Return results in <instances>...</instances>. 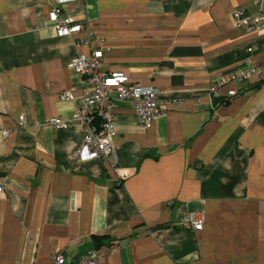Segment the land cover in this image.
<instances>
[{
  "label": "crops",
  "instance_id": "0c3cea01",
  "mask_svg": "<svg viewBox=\"0 0 264 264\" xmlns=\"http://www.w3.org/2000/svg\"><path fill=\"white\" fill-rule=\"evenodd\" d=\"M57 5L89 31L58 36ZM240 7L264 14V0H0V264L93 249L99 264H264V30L239 26ZM97 49L165 111L143 129L116 101L117 154L82 161L73 117L91 85L69 63ZM194 211L201 230L181 226Z\"/></svg>",
  "mask_w": 264,
  "mask_h": 264
},
{
  "label": "built area",
  "instance_id": "2783aa9c",
  "mask_svg": "<svg viewBox=\"0 0 264 264\" xmlns=\"http://www.w3.org/2000/svg\"><path fill=\"white\" fill-rule=\"evenodd\" d=\"M71 1V0H67ZM73 1V0H72ZM234 21L246 29L262 32L264 30V14L252 17L244 8H236L232 12ZM52 27L60 37L72 36L81 32H88L89 28L84 22H79L71 14H64L61 5H57L49 14ZM104 51L94 50L90 54L78 53L75 55L69 67L84 76L90 83L91 88L84 95V103L76 109L73 120L84 125L85 139L76 153V158L82 161L96 157L108 158L116 155L118 147L114 142L117 132L116 101H127L132 104L137 121L143 129L152 127L154 121L165 111V102L160 96V91L152 87H145L133 82L130 76L123 71L106 72L102 69ZM246 67L241 70V77L247 78L259 69L255 61L250 57L246 60ZM222 86L218 81L210 87L209 92L214 94ZM236 91H231L233 95ZM63 99H73L70 91L62 94ZM24 116L20 120L24 121ZM48 124L67 129L72 123L61 117L49 119ZM4 136L11 133L10 129H1ZM4 186L0 184V191ZM205 216L200 211L186 213L181 218V226L192 230H201L204 227ZM166 230L152 233L157 238H163ZM103 253L93 249L78 264H99ZM55 264H66V258L59 252L54 255Z\"/></svg>",
  "mask_w": 264,
  "mask_h": 264
},
{
  "label": "trees",
  "instance_id": "16d2710c",
  "mask_svg": "<svg viewBox=\"0 0 264 264\" xmlns=\"http://www.w3.org/2000/svg\"><path fill=\"white\" fill-rule=\"evenodd\" d=\"M96 239H98V237H96Z\"/></svg>",
  "mask_w": 264,
  "mask_h": 264
}]
</instances>
